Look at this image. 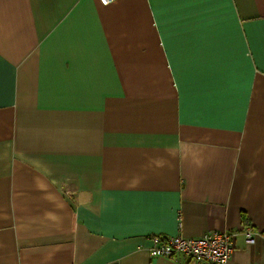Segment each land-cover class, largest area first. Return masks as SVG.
I'll list each match as a JSON object with an SVG mask.
<instances>
[{"label": "crops", "instance_id": "0c3cea01", "mask_svg": "<svg viewBox=\"0 0 264 264\" xmlns=\"http://www.w3.org/2000/svg\"><path fill=\"white\" fill-rule=\"evenodd\" d=\"M213 230L264 264V0H0V264Z\"/></svg>", "mask_w": 264, "mask_h": 264}, {"label": "built area", "instance_id": "2783aa9c", "mask_svg": "<svg viewBox=\"0 0 264 264\" xmlns=\"http://www.w3.org/2000/svg\"><path fill=\"white\" fill-rule=\"evenodd\" d=\"M108 5L113 0H98ZM236 231H209L199 237L188 238L152 235L150 256H166L190 264H229L235 249ZM245 240L253 243L257 234L250 227L244 229Z\"/></svg>", "mask_w": 264, "mask_h": 264}]
</instances>
